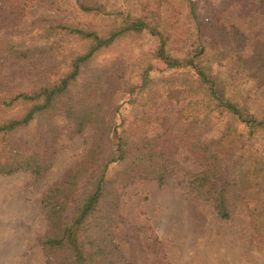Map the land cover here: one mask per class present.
<instances>
[{
    "label": "rangeland",
    "instance_id": "1",
    "mask_svg": "<svg viewBox=\"0 0 264 264\" xmlns=\"http://www.w3.org/2000/svg\"><path fill=\"white\" fill-rule=\"evenodd\" d=\"M189 1L195 3L194 16ZM82 5H102L103 11L90 13ZM115 11L155 15L152 21L166 27L168 51L175 57L206 44L197 61L216 80L220 94L264 118V0H0V91L53 81L71 68L73 53L84 50L76 38L57 37L45 27L72 23L107 33L121 24ZM13 41L41 50L22 59L8 48ZM159 45L160 37L149 29L127 33L82 67L78 91L94 80L81 94L85 102L108 100V119L113 118L118 133L127 130L128 149L137 151L141 140L152 139L170 168L159 182L125 174L121 160L109 165V191L101 203L102 211L115 207L108 240L132 264H264V134L250 136L244 124L216 107L204 87L188 94L189 82L169 80L173 74L191 80L196 75L192 67H167L155 56ZM146 69L151 89H142ZM51 123L53 130L33 122L10 137L18 151L48 150L50 167L39 175L31 170L0 174V264H47L42 240L50 227L44 199L85 160L95 140V123L78 132L62 110L55 111ZM232 125L237 136L225 144L218 178L238 179V185L229 193L230 217L222 218L190 179L207 170L203 150ZM5 143L0 137V151ZM243 154L258 160L254 179H248L252 171L238 167L247 165L240 160ZM259 213L261 225L255 220Z\"/></svg>",
    "mask_w": 264,
    "mask_h": 264
},
{
    "label": "trees",
    "instance_id": "2",
    "mask_svg": "<svg viewBox=\"0 0 264 264\" xmlns=\"http://www.w3.org/2000/svg\"><path fill=\"white\" fill-rule=\"evenodd\" d=\"M188 3L190 14L194 16L195 3L194 1ZM82 6L90 13L94 10L103 11L102 5ZM115 13L122 17L121 24L114 26L112 30L109 29L107 33L72 23L45 27L57 37L68 35L76 38L84 44V50L74 52L71 68L53 81L37 82L29 90L5 87L0 91L2 92L0 106L3 113L0 116V137L6 141V145L0 151V174L31 170L39 175L50 167L46 161L48 150L43 153L18 151L11 145L10 137L14 132L25 129L33 122L53 130L51 117L56 110L64 111L68 119L74 122L78 132H82L88 123H95L96 126L95 140L85 160L70 170L61 182L55 183L44 199L50 227L48 235L42 240V244L49 252L50 258L47 264H132L129 259L124 258L114 241L108 240L115 221V207L110 206L102 211L101 206L102 200L109 191L108 167L112 162L121 160L125 162L128 170L125 174L134 173L143 177H152L159 182L165 180V175L170 170L163 153L152 143V139L141 140L137 151L128 149L131 139L127 130L123 129L118 133V126L113 123V118L108 119L109 111L106 110L109 106L108 100L103 104L90 102L92 106L88 101L85 102L81 94L89 90L94 80L86 82L88 87L86 86L82 93L81 90L78 91L83 76V65L87 64L95 53L110 46L120 37L127 33H139L144 29H149L153 34L158 35L160 45L155 56L163 60L169 68L192 67L196 75V78L191 80L190 76L173 74L170 75L169 80L177 81L180 78L184 82H189L184 90L188 94H193L196 89L204 87L216 102V107L244 124L250 136L264 134V118L249 113L245 107L230 98L223 97L217 88L216 80L197 61V58L205 55L206 44L197 45L195 51H189L186 57H175L168 51L167 39L164 36L166 27L164 29L161 22L152 21L153 18L157 19L155 15L148 17L136 16L130 12L115 11ZM234 31L233 33L238 35L239 31L235 29ZM7 46L16 55L27 60L32 59L36 52L41 50V48L32 50L23 42H7ZM93 79L97 80L98 77ZM153 84L146 69L143 73L142 89L146 87L151 89ZM237 128L232 125L222 131L217 140H212L207 145L209 146L206 148L207 154L202 149L203 157L207 158V170L193 175L190 179L199 195L214 202V207L222 218L230 217L229 201L233 198L231 194L234 193L232 186L238 185V179L228 184L220 181L218 175L220 163L224 153L227 152L225 144L235 141ZM113 133L118 138L117 142L113 141L115 138L112 136ZM49 135L51 137V133ZM239 135L243 136L241 133ZM240 160H245L247 165L243 167L238 164L239 169L252 171V176L248 179H254L259 173L257 158L246 157L243 154ZM85 177V184L82 185L81 182ZM255 220L259 225L263 223L260 213L255 216Z\"/></svg>",
    "mask_w": 264,
    "mask_h": 264
}]
</instances>
